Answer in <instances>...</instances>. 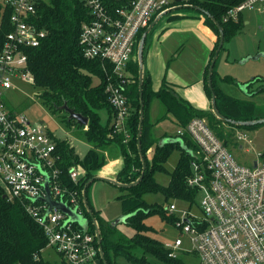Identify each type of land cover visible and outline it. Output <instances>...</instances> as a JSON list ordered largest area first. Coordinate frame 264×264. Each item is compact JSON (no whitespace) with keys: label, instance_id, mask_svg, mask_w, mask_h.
Wrapping results in <instances>:
<instances>
[{"label":"built area","instance_id":"obj_1","mask_svg":"<svg viewBox=\"0 0 264 264\" xmlns=\"http://www.w3.org/2000/svg\"><path fill=\"white\" fill-rule=\"evenodd\" d=\"M43 1L0 0V24L4 11H11V30L0 46V182L9 198L22 203L41 226L49 248L67 264H92L100 261L96 234L67 223V215L57 207L49 211L46 202L49 191L52 201L63 202L83 215L77 193L63 187L55 135L7 97L18 84L35 85L28 51L47 37L34 22ZM190 1L115 0L112 5L105 0H81L90 19L82 26L80 46L86 59L112 67L116 81L110 79L106 91L117 111L114 124L118 132H127L131 115L125 91L126 85L134 83L130 65L137 57L140 34L159 15L180 5H193ZM247 11H257L264 24V0H244L223 20L238 22ZM232 134L236 145L228 147L205 118L178 128L176 138H189L195 144L188 184L198 195L192 205L183 202L187 208L178 209L176 203L167 206L169 214L178 219L175 226L189 236L192 245L184 249L181 238L165 243L170 258L192 253L199 264H264V148L258 151L252 146L246 129L235 127ZM235 151L252 154L250 164L236 157ZM85 175L80 165L70 169L74 183Z\"/></svg>","mask_w":264,"mask_h":264},{"label":"trees","instance_id":"obj_2","mask_svg":"<svg viewBox=\"0 0 264 264\" xmlns=\"http://www.w3.org/2000/svg\"><path fill=\"white\" fill-rule=\"evenodd\" d=\"M105 1L112 5L116 4L115 0ZM243 1H190L193 6L202 8L220 22L225 35L222 50L225 49V44L245 25L242 16L238 22H224V16L231 8ZM10 16V10H5L1 16L0 46L11 30ZM178 18L182 17L176 15L168 19L170 21ZM89 19L88 9L81 0H44L38 7V15L34 22L47 32V37L40 46L30 49L28 54L29 67L34 77V87L39 90L37 95L43 103L57 114L64 112L60 110V107L66 102L71 109L89 119L84 135L93 147L84 157L75 152L68 140L56 138V142L60 155L58 166L62 171L63 187L70 192L77 193L83 206V216L89 221L88 228L95 233L93 218L83 205V190L86 183L106 163V158L99 149L110 145L120 146L124 167L118 175L117 181L122 184H132L140 178L143 173V161L138 148L141 104L137 57L130 65V77L134 83L126 85L125 91L131 106V115L126 122L127 132H118L114 124L117 111L111 105L109 93L106 91L109 80L116 81L112 67L100 60L86 59L80 46L82 26ZM206 24L218 36L205 76V88L211 98L208 72L219 46V32L211 19L207 18ZM145 31L146 29L140 34L139 41ZM147 41L148 38L145 44L144 60ZM95 80L97 83L94 82ZM221 82L235 85L236 80L230 76L220 78L214 69L213 87L217 95L218 109L225 118L242 122L262 119L255 117L256 103L254 101L240 100L227 94L220 87ZM253 82L255 81L250 82L251 86L255 84ZM259 91L257 92L259 93ZM258 93H252V97ZM155 100H159L165 106L167 115L173 116L179 127H186L195 118H205L207 114L182 99L167 82H164L158 91H154L152 77L145 69L143 83L145 118L141 142L146 170L139 184L130 188H122L123 194L118 197L124 204L125 215L129 216L126 224L135 230V235L129 238L119 232L117 227L103 222L99 213L92 207L93 216L101 232L102 247L108 264H152L151 258L164 264H185L180 259L170 258L164 243L148 235L149 232H154L146 222L149 218L158 215L163 221L175 225L178 219L169 214L167 206L173 200L192 205L198 195L197 190L188 184V179L191 176V155L178 143L162 145L159 140L156 141L149 135L147 136V127L154 126L147 121V115L151 103ZM102 111L109 115L105 124L101 117ZM212 114L217 123L234 126L221 121L213 112ZM63 117V121L67 125L85 128L75 120L69 121L67 114ZM260 126H264V124L238 128L247 130ZM215 133L219 136V132L215 131ZM232 135L229 133L223 138L219 137L225 140L228 147H234L236 144ZM184 142L189 149L195 148V144L189 138H185ZM151 148H153L152 160L148 157V151ZM176 150L180 152V157L177 165L170 172L166 168V163ZM77 165H80L86 172L85 178L80 183H74L70 178V169ZM157 173L170 175L168 185H161L156 181ZM148 194H161L164 198L163 204L147 202L145 196ZM75 224L81 227L78 223ZM47 248H49L48 240L41 226L28 214L22 203L9 198L5 187L0 182V264H67L59 254V262L46 260L43 253Z\"/></svg>","mask_w":264,"mask_h":264},{"label":"rangeland","instance_id":"obj_3","mask_svg":"<svg viewBox=\"0 0 264 264\" xmlns=\"http://www.w3.org/2000/svg\"><path fill=\"white\" fill-rule=\"evenodd\" d=\"M179 15L182 18L175 20H170L168 18ZM197 14L193 9L183 8L172 11L167 14L162 21L154 28L150 33L149 39L151 36L158 32H162V26H166L169 22L177 23V21L187 20L179 22L175 25L173 29L180 34H186L188 32L195 33L198 31L197 25L203 19L205 22L207 18H199L201 16H196ZM185 16V17H184ZM245 19L249 21V24L244 25L241 31L234 35L226 44L225 49L222 50L218 56V60L215 65V70L217 71L220 77L230 76L236 80L235 88L233 91H229V94H232L237 99L240 100H252L256 103L255 117L264 118V30L261 29L263 24V19L257 11H247L245 14ZM161 26V27H160ZM213 30V29H212ZM198 35L200 33H197ZM216 34V33H215ZM148 39L147 46L150 44ZM153 39V38H152ZM218 40V36H217ZM147 71V70H146ZM255 81V84H252L250 87V93H258L255 96L250 97L244 96L241 91L243 86L246 83ZM97 83V80L94 81ZM237 84L239 87H237ZM39 92L32 85L28 84H18L17 89L12 90L7 93V97L14 106H20L22 111L28 114V116L36 123H43L45 129H48L49 132L57 136L59 139L68 140L70 145L77 151L79 154L84 155L89 149L88 141L85 138L84 132L87 127L84 129L79 126L74 125L69 126L63 121L65 112L62 113H53L51 109L43 103L39 98L37 93ZM156 101V100H155ZM155 101L151 103L148 110L147 121L152 122V110L155 104ZM157 102H160L157 100ZM161 103V102H160ZM11 106V105H10ZM165 107V106H164ZM205 119L215 132H219L220 137H224L229 133H232L234 126L230 127L224 125L223 123H217L212 112H206ZM163 112L158 115H162ZM170 120L173 124L168 128L170 131L176 130L179 125L176 123L173 116L167 115L165 110V115L161 117L160 120ZM163 122H166V121ZM102 121L107 122V115L102 116ZM154 125V124H153ZM155 126L149 125L147 127V136L154 138L158 141L160 139V133L157 134ZM250 137L252 146L261 151L264 148V126L248 128L247 129ZM152 135V136H151ZM92 145V144H91ZM75 146V147H74ZM153 148L148 151V157L152 160ZM255 151V150H254ZM236 157L241 159L245 164H250L252 154L242 155L239 151L234 152ZM180 157V152L178 150L174 151L170 156L168 162L166 163V168L168 171L172 172ZM155 179L161 185H168L170 181V175L168 173H157ZM123 194L122 190L111 185V183L96 181L94 182L88 190V198L90 203L94 206L95 210L99 213L100 218L105 223H117L122 221L125 216L124 213V204L118 199V197ZM145 200L151 204L159 203L163 204L164 198L161 194H148L145 196ZM176 203L178 209L187 208L188 205L178 200L171 201L170 204ZM194 210V209H193ZM147 224L154 230V232H149L148 235L161 241L162 243L173 242L177 238H181L184 241V249H191L192 245L189 242V236L182 233L175 225L169 224L162 220L160 216H153L149 218ZM117 230L123 233L125 236L131 238L135 235V230L125 222H120L117 225ZM44 258L46 260H51L54 262H59V255L52 249L47 248L44 250ZM180 260L185 264H199L198 258L192 253L181 254ZM152 264H164L159 261L152 259Z\"/></svg>","mask_w":264,"mask_h":264},{"label":"crops","instance_id":"obj_4","mask_svg":"<svg viewBox=\"0 0 264 264\" xmlns=\"http://www.w3.org/2000/svg\"><path fill=\"white\" fill-rule=\"evenodd\" d=\"M243 20L245 25L249 24V21L245 19L244 14ZM182 21H177V23ZM177 23L169 22L166 26H162V32H158L157 30L155 34L151 36V40L148 38L150 40V45L147 46L145 53L144 67L152 77L153 90L158 91L162 84L167 82L182 99L187 101L197 110L212 112L211 98L208 96L205 88V76L206 70L211 61L213 49L217 42V35L203 19L198 23V31L195 33L188 32L186 34H180L176 32L173 29H177L175 28ZM261 29L264 30V24H262ZM197 33L200 34L198 35ZM220 87L227 94L234 89L236 90L235 85H229L222 82L220 83ZM237 87H239L238 84ZM241 91L244 96L250 97L252 95L250 93V88L247 90L241 89ZM232 94L229 95L233 96ZM165 110L166 108L164 105L156 100L152 110V124H154L155 127L153 128L156 129L157 134L160 133L161 135L159 139L160 142H163L168 138H176L177 130L179 128L170 131L168 128H172L171 126L173 125L170 120H160L161 117L165 115ZM162 112L163 114L161 116L158 115ZM104 114L107 115L108 120L109 115L105 111L101 112V117ZM164 120L166 122H163ZM103 124L105 123L103 122ZM55 137L58 138L57 136ZM88 144L89 149L86 153L93 147L90 143ZM99 151L104 154L106 163L96 175L102 176L106 179L116 180L124 167L120 146H104L99 149ZM76 153L81 157L86 155V153L81 155L77 151ZM100 181L110 183L106 180ZM111 185L116 186L112 183ZM90 205L94 208L91 203ZM92 264H102V262L97 261Z\"/></svg>","mask_w":264,"mask_h":264},{"label":"water","instance_id":"obj_5","mask_svg":"<svg viewBox=\"0 0 264 264\" xmlns=\"http://www.w3.org/2000/svg\"><path fill=\"white\" fill-rule=\"evenodd\" d=\"M184 0H176L177 3L183 2ZM183 8H189V9H193L194 11H197L201 14H203L204 16H206L207 18L211 19L219 32V46L216 50L215 56L212 59L211 65L209 67V72H208V86L211 90L212 96H211V102H212V112L215 114V116L220 119L223 122H227V123H231L233 124L235 127H240V126H255L258 124H264V118L262 119H258V120H253V121H249V122H242V121H233L230 119L225 118L221 112L218 109V103H217V95L214 91V87H213V72L215 69V65L216 62L218 60V56L220 54V52L222 51V48L224 46L225 43V35H224V31H223V27L221 26L220 22H218L211 14H209L207 11L203 10L202 8L193 6V5H180L174 9H172V11H175L177 9H183ZM171 10L164 12L163 14L159 15L152 23L151 25L146 29L145 33L143 34L141 40L139 41V45H138V50H137V60L139 63V89H140V104H141V108H140V124H139V131H138V148H139V152L143 161V173L140 176V178L135 181L132 184H122L120 182L116 180H110V179H106L102 176H98L95 175L92 179H90L83 190V205L86 209V211L92 216L93 218V224L95 227V234H96V238L98 241V245H99V251H100V261L103 264H108L105 258V253L102 247V238H101V232L98 226V223L96 221V219L93 216V210L92 207L89 203V199H88V187L93 184L96 181H100V180H106L118 187L122 188H130L132 186H135L137 184H139L144 176V172L146 170V162L144 159V156L142 154V142H141V138H142V133H143V128H144V118H145V105H144V101H143V83H144V71H145V67H144V51H145V44H146V40L148 38V36L150 35V33L154 30V28L159 24L160 21H162V19L169 13L172 12ZM255 83V82H253ZM251 86V83H247L243 86V89H249V87ZM61 111H64L67 116H68V120H75L80 126H84L87 127L88 123H89V119L87 117H85L84 115H82L81 113H77L75 110L71 109L68 104L65 102L61 107H60ZM162 145L163 144H167V143H178L180 144V146L192 156V150L189 149L184 140L182 138H168L165 139L163 142H160ZM46 189L48 191V184L46 185ZM46 202L50 204V209L49 211L52 210V208L57 207L58 209H60L64 214L67 215L68 220L67 223H78L84 230H86L89 227V221L82 215L79 214L77 212V210H72L69 206H67L65 203L63 202H54L51 199L50 193L48 191V198L46 199ZM129 216L125 215L122 219L123 222L126 223V220ZM122 221H118L117 223H110L112 224V226L117 227V225L122 222Z\"/></svg>","mask_w":264,"mask_h":264}]
</instances>
